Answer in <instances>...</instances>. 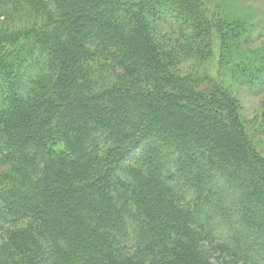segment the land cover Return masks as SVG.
Segmentation results:
<instances>
[{"label": "trees", "instance_id": "1", "mask_svg": "<svg viewBox=\"0 0 264 264\" xmlns=\"http://www.w3.org/2000/svg\"><path fill=\"white\" fill-rule=\"evenodd\" d=\"M227 5L0 0V264H264V47Z\"/></svg>", "mask_w": 264, "mask_h": 264}, {"label": "rangeland", "instance_id": "2", "mask_svg": "<svg viewBox=\"0 0 264 264\" xmlns=\"http://www.w3.org/2000/svg\"><path fill=\"white\" fill-rule=\"evenodd\" d=\"M227 3L228 11H234V15H244L246 14L245 11H249L247 14L252 15V21H255L254 37L246 46L250 49L264 47V0H227ZM213 38L215 64L217 66L222 48L221 35L217 29L213 32ZM216 69V67L213 69V73H216ZM237 89L243 116L247 122V131L257 149L264 156V128L262 127L263 131L259 130L258 132L254 129L264 122V95H255L243 87Z\"/></svg>", "mask_w": 264, "mask_h": 264}]
</instances>
